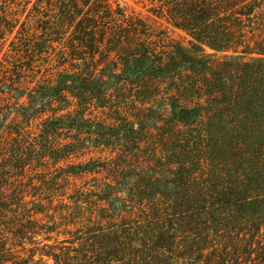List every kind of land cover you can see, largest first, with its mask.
<instances>
[{"label": "trees", "instance_id": "obj_1", "mask_svg": "<svg viewBox=\"0 0 264 264\" xmlns=\"http://www.w3.org/2000/svg\"><path fill=\"white\" fill-rule=\"evenodd\" d=\"M150 1L10 43L0 264H264V0Z\"/></svg>", "mask_w": 264, "mask_h": 264}, {"label": "rangeland", "instance_id": "obj_2", "mask_svg": "<svg viewBox=\"0 0 264 264\" xmlns=\"http://www.w3.org/2000/svg\"><path fill=\"white\" fill-rule=\"evenodd\" d=\"M55 0H0V61L6 52H9L10 43L15 40V36H19L25 30H34L37 27V20L45 18L51 14V3ZM110 2L113 7L116 5L127 7L128 11L133 10L143 15L147 14L155 5L150 0H103ZM52 7V8H51ZM178 35H184L183 32L176 30ZM62 226L59 228L61 229ZM58 229V230H59ZM52 239L46 243L55 244L54 238L59 237L60 240L68 239V235L62 233H51ZM41 239V236H38ZM70 245L69 243H66ZM53 264L52 260H49Z\"/></svg>", "mask_w": 264, "mask_h": 264}]
</instances>
